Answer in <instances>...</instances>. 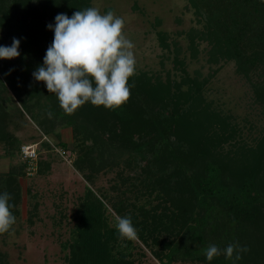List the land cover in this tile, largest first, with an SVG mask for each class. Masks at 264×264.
Returning <instances> with one entry per match:
<instances>
[{
  "label": "trees",
  "instance_id": "trees-1",
  "mask_svg": "<svg viewBox=\"0 0 264 264\" xmlns=\"http://www.w3.org/2000/svg\"><path fill=\"white\" fill-rule=\"evenodd\" d=\"M186 1L199 23L185 31L189 56L195 57L204 42L206 61H232L264 111V0ZM88 7L89 0H0V46L20 40L19 57L0 59V141L10 146V155L18 153L17 140L3 126L2 103L10 98L1 92L9 90L44 135L50 130L46 124L58 123L68 126L73 138L79 136L70 147L61 140L56 145L74 153L73 167L86 180L121 165L116 177L118 185H126L124 190L119 188L113 198L101 193L105 202L96 197L95 202L104 209L108 203L115 215L131 216L138 240L159 264H233L224 255L208 261L205 250L210 244L223 249L234 242L250 249L235 264H264V132L250 145L239 138L229 116L205 100L206 80H198L197 71L187 74L178 45H171V58L181 71L180 81L136 72L128 81L134 85L130 99L114 110L86 103L67 115L44 82L33 78L54 37L47 25L54 27L57 14L71 17ZM165 39L158 33L160 46L168 48ZM39 104L41 111L32 115L31 108ZM142 105L151 106L149 113ZM40 147H48L47 142ZM23 170L21 164L0 179V193L12 197L13 215L19 199L16 175ZM92 224L89 244L75 243V263L84 251H93L99 264H144L132 258L135 243L121 240L114 224L107 228L99 218ZM96 252H103L99 260ZM0 264L5 263L0 259Z\"/></svg>",
  "mask_w": 264,
  "mask_h": 264
},
{
  "label": "rangeland",
  "instance_id": "rangeland-1",
  "mask_svg": "<svg viewBox=\"0 0 264 264\" xmlns=\"http://www.w3.org/2000/svg\"><path fill=\"white\" fill-rule=\"evenodd\" d=\"M93 6L102 14L111 10L124 18L125 34L135 45L136 72L145 71L147 75L157 76L162 81L166 78L172 82L180 81L181 71L173 67L171 58V45H178V55L184 59L187 74L192 77L197 71V79L206 80L202 86L205 100L229 116L230 121L238 127L239 138L250 145L254 138L263 134V107L254 101L248 80L235 71L233 62L206 61L208 46L204 42L199 44L200 50L195 57L189 56L185 31L198 27L199 23L186 0H89V7ZM158 33L166 36L168 48L160 46ZM1 95L10 98L2 103L6 112L4 130L17 140L19 146L35 143L40 165L37 169L36 164L29 176L17 172L19 199L14 213L16 223L9 232L0 234V259L5 264H99L94 260L92 250L84 251L81 255L84 258L78 263L73 261L71 253L74 252L75 243L89 244L94 218L103 220L107 228L114 227L116 215L109 204L105 203L104 209L99 207L94 198L105 202L101 193L113 198L119 188L126 187L118 185L116 177L121 165L104 168L94 174L92 181L86 180L81 171L73 167L74 153L69 148H63L66 155L68 153L65 158L58 152L60 147L56 145L57 140H61L70 147L79 136L73 138L68 126L58 123L48 125L46 122L50 130L44 135L33 116L21 110L11 91L1 92ZM142 107L149 113L150 105ZM40 108V104L34 105L31 114L35 115L41 111ZM42 141H46L48 147H40ZM9 149L5 141H0V179L9 169L17 171L21 164L25 166L19 151L10 155ZM84 213L90 215V220L86 219ZM85 220L88 223L83 225ZM133 243L136 245L132 250L135 261L159 264L148 247L138 239ZM101 255L103 252H96L98 260ZM172 264L201 263L176 261Z\"/></svg>",
  "mask_w": 264,
  "mask_h": 264
},
{
  "label": "clouds",
  "instance_id": "clouds-1",
  "mask_svg": "<svg viewBox=\"0 0 264 264\" xmlns=\"http://www.w3.org/2000/svg\"><path fill=\"white\" fill-rule=\"evenodd\" d=\"M125 20L109 10L102 14L97 7L75 11L71 17L66 14L55 16L51 45L43 58V65L33 73L36 81H42L49 93L55 94L60 108L67 115L74 114L86 103L117 109L131 97L128 81L136 75L135 45L125 34ZM20 40L13 38L11 46H0V59H13L20 56ZM49 119L51 110L46 111ZM12 199L8 192L0 193V234L9 232L16 223L13 215ZM114 226L121 240L138 239V231L131 216L116 215ZM247 246L238 242L230 243L221 249L210 244L205 250L208 261L224 255L236 261Z\"/></svg>",
  "mask_w": 264,
  "mask_h": 264
},
{
  "label": "built area",
  "instance_id": "built-area-1",
  "mask_svg": "<svg viewBox=\"0 0 264 264\" xmlns=\"http://www.w3.org/2000/svg\"><path fill=\"white\" fill-rule=\"evenodd\" d=\"M35 143H27L21 144L19 146V154L21 156L22 161L24 162V174L29 176L32 175L36 166L37 160V148ZM58 152L63 155L65 158L68 157V153L66 155V151L63 148H58Z\"/></svg>",
  "mask_w": 264,
  "mask_h": 264
}]
</instances>
